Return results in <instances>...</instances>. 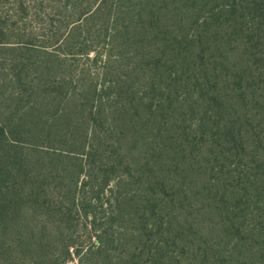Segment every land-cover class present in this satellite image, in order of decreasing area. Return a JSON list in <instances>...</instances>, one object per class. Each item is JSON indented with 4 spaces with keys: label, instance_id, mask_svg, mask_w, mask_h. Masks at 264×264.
I'll use <instances>...</instances> for the list:
<instances>
[{
    "label": "trees",
    "instance_id": "16d2710c",
    "mask_svg": "<svg viewBox=\"0 0 264 264\" xmlns=\"http://www.w3.org/2000/svg\"><path fill=\"white\" fill-rule=\"evenodd\" d=\"M0 264H264V0H0Z\"/></svg>",
    "mask_w": 264,
    "mask_h": 264
}]
</instances>
